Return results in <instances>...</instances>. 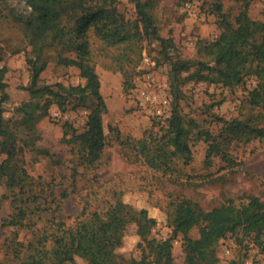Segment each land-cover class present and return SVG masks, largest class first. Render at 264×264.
<instances>
[{"label":"trees","instance_id":"1","mask_svg":"<svg viewBox=\"0 0 264 264\" xmlns=\"http://www.w3.org/2000/svg\"><path fill=\"white\" fill-rule=\"evenodd\" d=\"M239 1L241 10L233 17L225 14L220 5L212 6L218 36L200 44L199 58L185 59L175 51L171 38L159 36L152 1L134 0L136 18L129 21L122 19L113 0H17L11 14L23 27V52L31 78L26 90L39 95L23 101L15 119L4 118L1 101L6 97L0 100V155L4 156L0 160V184L9 192L0 196V208L4 199H9L12 207L1 225L30 229L48 215L52 232L36 230L27 244L15 241L10 248L17 257L15 264H74L75 257L85 264H173L172 243L177 238L181 240L184 264H217L216 247L228 234H240V242L252 243L264 264V199L255 195L225 198L209 210L185 197L172 200L166 218L171 235L160 240L149 238L156 220L149 216L147 209H137L125 202L116 190L111 191L102 209L85 205L75 223L65 226L56 212L60 213L61 201L69 193L62 190L55 194L53 186L34 179L22 158L26 148L36 149L35 124L55 105L60 111L77 107L87 110L81 132L71 123L63 125L61 140L76 158L72 174L77 173L78 166L97 168L101 164L107 145L101 123L106 105L95 72L91 37H96L107 47L121 49L118 61L121 59L126 65H137L143 43L156 41L159 59L155 61L169 64L175 104L159 131L139 139H122L119 132L108 128L115 142L126 150V158L170 173L174 160H181L183 164L191 162V146L202 140L207 144L206 161L218 156L230 169L239 165L229 154L228 146L233 141L248 143L264 138V105L255 100L260 82L248 93L245 116L230 121L215 117V121L223 124L217 135L201 128L176 102L180 98L179 87L187 82H206L233 89L246 78H259V67L264 63V22L247 16L248 6L254 0ZM177 2L182 5L186 0ZM50 61L76 68L84 83L67 86L54 83L36 89L39 75ZM116 68L123 73L125 90L131 88L130 75L123 64L118 63ZM5 73V67L0 65V91L7 86ZM222 101V97L212 100L211 106ZM19 127L26 135L21 144ZM39 152L58 162L46 149ZM129 225L135 227L139 236L140 257L118 259L116 250ZM194 228L198 230L196 238L190 234Z\"/></svg>","mask_w":264,"mask_h":264},{"label":"rangeland","instance_id":"2","mask_svg":"<svg viewBox=\"0 0 264 264\" xmlns=\"http://www.w3.org/2000/svg\"><path fill=\"white\" fill-rule=\"evenodd\" d=\"M152 1L155 23L158 34L162 38H171L175 51L182 58H199V46L204 41L215 39L219 34L218 24L212 6L218 4L230 17L241 10L239 0H186L178 5L177 0H141ZM17 0L0 1V55L1 66L5 67L4 81L7 86L0 91L1 107L5 119L17 118L16 110L23 101L38 94L30 93V72L25 62L23 27L11 14L12 6ZM113 4L122 19L136 18L134 0H113ZM247 16L253 20L264 22V0L251 1ZM94 54L95 72L99 79L100 93L106 105L102 115V126L107 139L101 164L97 168L78 166L77 173L72 174L71 168L76 158L70 152V147L62 142L63 125L68 122L81 132L84 129L87 110L74 108L60 111L52 105L48 115L35 124L36 149L26 148L23 153L25 168L34 179H40L53 186L55 194L66 190L69 195L61 201L58 220L70 226L78 219L83 207L102 209L104 201L108 200L112 190L122 194V199L137 209H147L149 216L156 220L149 238L165 239L171 235V229L166 224L170 202L182 197L197 202L204 210L220 204L225 198H236L241 195H255L264 199V138L251 140L248 143L233 141L227 148L229 154L240 164L230 169L218 156L205 160L207 144L199 140L191 146L192 160L183 164L174 160L173 169L169 173L159 172L148 168L139 160L126 158V150L114 140L113 128L120 133L122 139H139L148 133H155L164 125L175 104L173 89L170 86L169 64L157 63L159 59V44L156 41L142 46V53L137 59V65L118 61L121 49L107 47L91 37ZM29 50V48H27ZM146 56L151 64L142 60ZM132 58L134 55L132 54ZM134 59V58H133ZM136 61V59H135ZM122 63L124 70L130 75V85L124 88V76L116 68ZM259 78H246L233 89L206 82H187L179 87V108L188 116L195 119L201 128L217 135L223 124L215 121L219 117L226 121L243 117L247 113V98L249 91L257 83L258 89L255 100L264 105V63L262 62ZM146 74L150 75V88L161 93L168 105L163 116H158L154 110L141 106L136 98V92L144 84ZM60 83L62 85H77L84 83L79 72L74 67H62L50 61L40 73L36 89L43 85ZM223 98L220 104L211 106L212 100ZM249 112V110H248ZM255 113V112H254ZM19 127L20 144L26 135ZM47 150L58 160L44 156L40 151ZM125 155V156H124ZM0 155V160L3 158ZM74 180V181H73ZM74 186V188H73ZM9 192L0 184V196ZM12 212L10 200H2L0 208V264H15L17 257L13 256V243L31 242L34 234L42 230L52 232L50 216L40 218L33 228L11 227L1 225V220ZM57 220V221H58ZM51 221V220H50ZM56 221V220H54ZM191 236L196 238L198 230L192 229ZM239 235L228 234L221 239L216 247L217 264H263L257 248L247 240L239 241ZM139 236L134 226L129 225L124 233L122 244L117 248L118 259L138 258L140 249L137 246ZM173 264H184V252L181 240L177 238L172 243ZM74 264H85L75 257Z\"/></svg>","mask_w":264,"mask_h":264},{"label":"built area","instance_id":"3","mask_svg":"<svg viewBox=\"0 0 264 264\" xmlns=\"http://www.w3.org/2000/svg\"><path fill=\"white\" fill-rule=\"evenodd\" d=\"M142 60L145 62V64L152 63L146 56H143ZM144 81L145 82L143 86L140 87V89H138L136 92V98L138 99L141 106H147L149 109L152 108L158 116H163L168 105V100L161 93H157L150 88V81H152V79L150 78L149 74H146ZM246 264L253 263L246 262Z\"/></svg>","mask_w":264,"mask_h":264}]
</instances>
